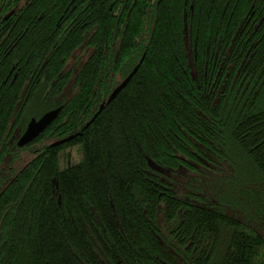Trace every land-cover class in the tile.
<instances>
[{"label": "trees", "instance_id": "obj_1", "mask_svg": "<svg viewBox=\"0 0 264 264\" xmlns=\"http://www.w3.org/2000/svg\"><path fill=\"white\" fill-rule=\"evenodd\" d=\"M0 264H264V0H0Z\"/></svg>", "mask_w": 264, "mask_h": 264}, {"label": "water", "instance_id": "obj_2", "mask_svg": "<svg viewBox=\"0 0 264 264\" xmlns=\"http://www.w3.org/2000/svg\"><path fill=\"white\" fill-rule=\"evenodd\" d=\"M138 68V65L130 72V74L111 92V94L108 96L107 100L102 102L100 104L97 112L93 115L91 120L86 124L89 125L90 122L100 113V111L103 109L105 103L108 104L118 93L119 91L128 83V81L131 79L133 74L136 72ZM60 111V108H55L50 111L45 112L42 114L39 118L35 119L32 118L29 123L26 126L25 131L17 141V145L19 147H22L30 142H32L34 139H36L41 133H43L46 128L56 119L58 116V113ZM73 136H69L66 139L60 140L52 145H58L62 142H65L69 139H71Z\"/></svg>", "mask_w": 264, "mask_h": 264}, {"label": "rangeland", "instance_id": "obj_3", "mask_svg": "<svg viewBox=\"0 0 264 264\" xmlns=\"http://www.w3.org/2000/svg\"><path fill=\"white\" fill-rule=\"evenodd\" d=\"M78 55H79V51L78 50L74 51L72 53L71 57L68 59L66 65H65V68L71 67L72 72H74L77 69V65L75 64V59H72V57L78 56ZM72 79H73V74H71L69 77L70 81L68 80L69 81L68 85H70Z\"/></svg>", "mask_w": 264, "mask_h": 264}, {"label": "bare ground", "instance_id": "obj_4", "mask_svg": "<svg viewBox=\"0 0 264 264\" xmlns=\"http://www.w3.org/2000/svg\"><path fill=\"white\" fill-rule=\"evenodd\" d=\"M54 143V142H53Z\"/></svg>", "mask_w": 264, "mask_h": 264}]
</instances>
